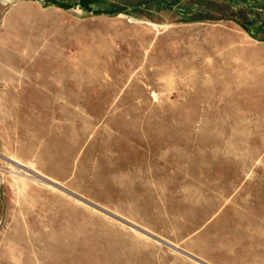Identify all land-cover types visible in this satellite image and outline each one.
I'll return each instance as SVG.
<instances>
[{
  "label": "rangeland",
  "instance_id": "1",
  "mask_svg": "<svg viewBox=\"0 0 264 264\" xmlns=\"http://www.w3.org/2000/svg\"><path fill=\"white\" fill-rule=\"evenodd\" d=\"M0 0V264H264V0Z\"/></svg>",
  "mask_w": 264,
  "mask_h": 264
},
{
  "label": "trees",
  "instance_id": "2",
  "mask_svg": "<svg viewBox=\"0 0 264 264\" xmlns=\"http://www.w3.org/2000/svg\"><path fill=\"white\" fill-rule=\"evenodd\" d=\"M178 3H179V1L177 0V1L172 2V4H165V6L177 5Z\"/></svg>",
  "mask_w": 264,
  "mask_h": 264
}]
</instances>
